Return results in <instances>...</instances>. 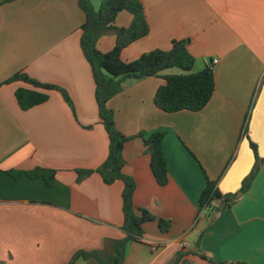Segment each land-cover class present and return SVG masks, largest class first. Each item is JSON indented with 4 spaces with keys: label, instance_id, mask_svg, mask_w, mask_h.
I'll return each mask as SVG.
<instances>
[{
    "label": "crops",
    "instance_id": "1",
    "mask_svg": "<svg viewBox=\"0 0 264 264\" xmlns=\"http://www.w3.org/2000/svg\"><path fill=\"white\" fill-rule=\"evenodd\" d=\"M142 1L150 32L123 50L124 60L186 40L195 57L192 72L219 62L212 65L214 95L200 111L156 106L161 75L176 73L173 68L125 80L108 102L118 129L132 137L124 145V173L136 181V207L172 222L167 232L157 220L147 222L144 241L129 244L124 264H173L180 252L207 257L190 253L185 264H264V162L240 200L216 217L200 210L208 181L223 195L241 188L256 160L251 143L264 158V0ZM101 2L93 0L94 7ZM132 19L121 11L115 26L128 27ZM83 22L78 0H0V264H67L78 250H110L126 236L124 182L106 184L96 171L110 142L81 46ZM115 42L109 30L98 47L108 52ZM20 71L64 89L71 103L52 89L45 102L23 109L16 91L34 87L8 82ZM157 131L165 132V185L152 171L145 143ZM36 166L56 170L51 185L10 174ZM80 169L94 171L80 180ZM76 264L100 263L80 258Z\"/></svg>",
    "mask_w": 264,
    "mask_h": 264
},
{
    "label": "trees",
    "instance_id": "2",
    "mask_svg": "<svg viewBox=\"0 0 264 264\" xmlns=\"http://www.w3.org/2000/svg\"><path fill=\"white\" fill-rule=\"evenodd\" d=\"M78 5L84 13V22L81 30L82 50L89 61L96 82V100L99 116L109 136V153L106 160L96 169L106 184L116 180L124 182L122 193L124 222L122 229L126 236L113 241L110 250L84 251L78 250L67 264H76L80 258H94L100 264H124L128 246L132 242L144 241V225L147 222L158 221L163 232L170 230L172 222L169 219L157 217L144 207H136L134 193L136 181L124 173L125 158L124 145L132 137L122 133L115 121V111L108 106V102L121 90L125 80L140 79L147 76H158L162 71L171 68H180L181 73L163 74L165 83L158 87L154 102L165 112L181 110L200 111L212 99L215 89V73L212 65L206 66L198 72H192L195 57L190 53L186 40H174L169 50L155 49L141 54L138 58L126 61L122 58L123 50L132 42L145 37L150 32V25L142 0H102L99 8H95L93 0H78ZM132 14V23L128 27H116L115 21L121 11ZM114 30L116 34L115 46L108 52H102L98 47L100 37L107 31ZM22 80L30 83L32 88H19L16 97L23 109H28L45 102L48 99V90L59 89L65 99L71 103L68 93L53 84L42 83L28 76L25 72L15 73L9 81ZM143 133L139 134L142 136ZM165 132L157 131L145 139L151 155L152 171L160 185L168 182V164L163 149ZM251 146L255 152L256 160L253 169L243 180L241 188L231 194L223 195L214 182L208 181L200 196V210L207 209L214 212L216 208L223 212L226 207L232 206L246 193L264 162L257 153L254 143ZM94 170H78L79 179L91 174ZM16 179L23 175L31 178H42L47 185H51L56 178V170L46 166H36L31 170L10 171ZM202 234L196 241L200 248ZM199 252H180L173 264H185L187 254ZM213 264H246L244 262L214 261Z\"/></svg>",
    "mask_w": 264,
    "mask_h": 264
},
{
    "label": "rangeland",
    "instance_id": "3",
    "mask_svg": "<svg viewBox=\"0 0 264 264\" xmlns=\"http://www.w3.org/2000/svg\"><path fill=\"white\" fill-rule=\"evenodd\" d=\"M172 71H174L176 73H181L182 72V70L180 68H173Z\"/></svg>",
    "mask_w": 264,
    "mask_h": 264
},
{
    "label": "water",
    "instance_id": "4",
    "mask_svg": "<svg viewBox=\"0 0 264 264\" xmlns=\"http://www.w3.org/2000/svg\"><path fill=\"white\" fill-rule=\"evenodd\" d=\"M218 211H219V208H216L215 211H214V213H213V216H214V217H216Z\"/></svg>",
    "mask_w": 264,
    "mask_h": 264
},
{
    "label": "built area",
    "instance_id": "5",
    "mask_svg": "<svg viewBox=\"0 0 264 264\" xmlns=\"http://www.w3.org/2000/svg\"><path fill=\"white\" fill-rule=\"evenodd\" d=\"M219 62V59L218 58H215L213 61H212V65Z\"/></svg>",
    "mask_w": 264,
    "mask_h": 264
}]
</instances>
